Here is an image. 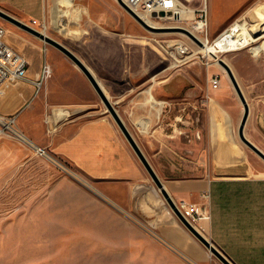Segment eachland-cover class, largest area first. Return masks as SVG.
<instances>
[{
	"label": "rangeland",
	"instance_id": "rangeland-1",
	"mask_svg": "<svg viewBox=\"0 0 264 264\" xmlns=\"http://www.w3.org/2000/svg\"><path fill=\"white\" fill-rule=\"evenodd\" d=\"M190 5L198 7L200 1L193 0ZM206 6L210 41L237 17L244 18L250 31L253 30L252 41L237 50L220 52V58L232 67L249 106L245 135L250 139V135L259 137L258 121L263 109L260 95L264 94V51L258 49V44L264 41V0H206ZM0 9L44 31L74 52L100 81L110 101H115L116 92L125 82L145 83L158 81L165 76L179 82L180 78L187 77L190 92L195 98L205 100L203 123L200 124L201 127L203 125L205 152L189 155L190 170L182 173H201L200 168H192L197 162L206 175L225 172L258 174L264 170V161L238 137L237 127L243 106L229 78H224L225 70L212 64L206 67L196 57L188 58L177 67H170V62L162 60L155 50L164 39H180L191 44L188 36L170 30H146L116 0H58L54 11L58 24L52 21L31 22L19 11L2 4ZM60 19H64L61 25ZM157 21L169 25L166 18H158ZM182 23L180 26L187 28L189 20ZM0 25L6 29L8 44L31 62L37 57L38 61L45 59L49 63L52 73L48 85L58 88L54 94L56 99H68L74 87H81L79 74L92 90L94 105L91 114L95 116L101 110L108 113L83 73L61 51L1 17ZM193 49L197 50L195 47ZM214 67L220 71L217 77L223 78L228 86L221 101L212 100L216 88L211 86L214 75L208 71L214 70ZM84 92L80 94L83 99L88 97ZM37 99L38 96L34 98V104ZM55 109L64 110L63 117L49 123L46 114L43 115L36 105L33 112L41 113V116L28 121L35 138L18 128L17 120L10 124L4 119L8 116H2L4 118L0 120V125L5 127L0 126V264H128L120 260H107L102 256L101 249L110 237H120L122 240L120 235H111L116 232L115 228L140 227L148 231L153 213H145L144 216L142 212L133 210V213H125L119 208V203L124 205L123 186L108 187L116 196L115 200H120L119 203L104 201L102 185L92 183L49 148L36 146V138H47L49 128L82 112L79 107L72 106ZM192 110L190 116L194 122L190 127L194 129L201 120L196 121V109ZM21 133L26 140L22 139ZM228 142L235 143L228 160L231 165L219 168L224 163L225 153H213L228 145ZM39 148L44 152H40ZM215 162L217 167L213 169ZM173 173L181 175V172ZM148 180V187H143L142 192L151 194L156 189L165 211L169 210L187 233L189 243L199 249V252L194 251L198 262L184 256L185 264H222L182 226L150 176ZM202 234L211 240L206 231ZM154 237L161 239L160 236ZM220 245L230 246L227 242ZM225 251L238 263L259 262L264 257V253L258 251Z\"/></svg>",
	"mask_w": 264,
	"mask_h": 264
},
{
	"label": "crops",
	"instance_id": "crops-1",
	"mask_svg": "<svg viewBox=\"0 0 264 264\" xmlns=\"http://www.w3.org/2000/svg\"><path fill=\"white\" fill-rule=\"evenodd\" d=\"M57 1L0 0V4L19 11L31 22L57 23L54 15ZM63 20L60 19L59 25ZM39 61L37 57L33 62L30 61L27 72L29 78H34L40 70L42 59ZM230 68L232 69L231 66ZM51 73L35 96H38L35 104V97L32 98L34 89L30 83H6L0 92V116L15 115L17 127L26 130L35 138L28 124L30 119H39L42 113L46 114L49 123L56 122L63 117L64 110L55 108H80L82 112L79 114L49 128L47 138H36V146L49 148L55 155L82 172L92 183L102 185L104 201L119 203L120 200H115L116 196L108 187L123 186L124 205L117 204L119 208L125 213H133V210L142 212L144 216L145 213H153L148 231H143L140 227L115 228L116 232L111 235H120L122 240L120 237L108 238L105 247L101 249L102 256L112 262L120 260L128 264H185L184 256L198 262L195 252H199V249L189 243L187 233L169 210L165 211L157 190L153 189L151 194L142 192L143 187H148L149 174L114 119L104 110L95 116L91 114L94 105L92 90L84 78L77 74L79 79L81 77V87H74L68 99H56L54 94L58 88L48 85ZM208 73L217 76L220 71L215 68ZM224 78L228 79L225 72ZM187 79L180 78L179 82H174L170 76H165L158 81L145 83L125 82L116 92L115 101L111 102L174 202L183 200L201 203L208 209L209 219L202 224L214 246L232 264H264V257L259 262L254 260L250 263H238L225 251L264 253V170L258 174L225 172L206 175L197 162L192 168H200L201 173H182L190 170L189 155H201L205 152L203 125H200L203 123L205 100L194 97L186 83ZM69 88L72 89L70 86ZM227 90L226 81L220 78L212 100L221 101ZM82 92L87 93L88 97L83 99L80 95ZM260 98L263 101L258 121L260 136L250 135L251 139L246 136L264 151V94ZM36 105L41 109L40 114L33 112ZM192 108L196 109V121L201 120L194 129V118L190 116L193 113ZM233 146L234 142H228V145L214 151L215 155L217 152L225 153L224 163L219 168L231 165L228 160L231 158ZM216 165V162L213 163L212 168L216 169ZM173 172H181V175H174ZM122 217L125 218V215ZM154 235L161 239L157 240ZM225 242L230 246L220 245Z\"/></svg>",
	"mask_w": 264,
	"mask_h": 264
},
{
	"label": "built area",
	"instance_id": "built-area-1",
	"mask_svg": "<svg viewBox=\"0 0 264 264\" xmlns=\"http://www.w3.org/2000/svg\"><path fill=\"white\" fill-rule=\"evenodd\" d=\"M124 1L137 14L140 13L156 22H159L157 21L158 18H166L169 21V25L164 23L151 24L147 22L151 26L174 27L183 25L182 22L189 20L187 29L198 38V40L201 42V45L203 44V41L208 42L210 40L207 31L208 17L206 0H199L200 5L198 7H193L190 5L193 0ZM184 7L192 10V17L180 15L182 8ZM247 27H249L248 22L242 17H237L232 20V22L229 23L227 27L222 29L213 39L227 35L228 33H234V36H236L241 34V32L244 30L246 31ZM5 37L6 29L0 25V92L3 90L6 83L10 81H21L30 83L33 86V98L42 88L45 79L51 72V67L45 59H42L40 70L35 74L34 78H29L27 73L30 66L29 59L27 56L8 44ZM189 40L191 44L180 39H164L158 46L155 47V50L161 55L162 60L170 62V67H177L190 57L198 58L200 62H202V64L206 67H209V65L213 64L214 61H217L214 55L205 53L203 50H201V45L197 44L190 38ZM193 47L197 48V50H194ZM218 84L219 78L214 75L211 79V86L216 88ZM14 118L15 115H10L4 119L10 124L14 122ZM39 151L44 152L41 148H39ZM176 205L182 216L200 233L205 231V227L202 222L209 219V211L203 204L191 203L181 200L177 202Z\"/></svg>",
	"mask_w": 264,
	"mask_h": 264
},
{
	"label": "water",
	"instance_id": "water-1",
	"mask_svg": "<svg viewBox=\"0 0 264 264\" xmlns=\"http://www.w3.org/2000/svg\"><path fill=\"white\" fill-rule=\"evenodd\" d=\"M118 4L143 28L149 31H179L186 36H188L191 40L195 41L197 44L201 45V42L198 38L190 32L187 28L180 27V26H172V27H157L149 25L143 18H141L134 10H132L124 0H116ZM162 14V13H161ZM155 15V14H153ZM0 17L7 20L8 22L22 28L23 30L31 33L32 35L38 37L45 43L54 46L56 49L61 51L65 56H67L73 64L83 73L86 77L96 94L101 99L102 103L106 107V110L114 119L116 124L118 125L119 129L121 130L122 134L130 144L131 148L133 149L134 153L148 172L150 178L160 191L161 195L167 202L168 206L172 210V212L177 217L178 221L186 228L188 232L192 236H194L211 254H213L222 264H232V262L219 250L217 249L214 244L207 239L202 233H200L192 224H190L180 213L176 203L164 187L162 181L150 165L149 161L137 145L136 141L132 137L131 133L119 117L118 113L116 112L112 102L110 101L109 97L106 95L104 88L102 87L100 81L96 78L94 73L91 69L70 49H68L65 45L61 42L57 41L56 39L44 34L42 31L35 29L34 27L22 22L21 20L13 17L12 15L8 14L7 12L0 9ZM214 57L217 59L218 64L226 71L228 78L234 88L240 102L243 106L242 116L240 118L238 127H237V134L239 139L248 147L250 148L256 155H258L264 161V151L261 150L256 144H254L247 136L245 135L244 129L245 124L249 114V106L246 101V98L242 92V89L236 79L232 69L230 68L229 64L226 63L222 58H217L215 55Z\"/></svg>",
	"mask_w": 264,
	"mask_h": 264
},
{
	"label": "bare ground",
	"instance_id": "bare-ground-1",
	"mask_svg": "<svg viewBox=\"0 0 264 264\" xmlns=\"http://www.w3.org/2000/svg\"><path fill=\"white\" fill-rule=\"evenodd\" d=\"M138 15L141 18L143 17L144 20L146 22H148V23L160 24L159 22L153 21V20L143 16L140 13ZM180 15L181 16L192 17L193 12H192V10L187 9V8L184 7V8H182V11H181ZM252 31H253L252 29L250 31V29L247 27L246 31L244 30L243 32H241V34H238L236 36H234V33H228L227 35H223L221 37H217V38H215V39H213L211 41L209 40L208 42L203 41V44L200 46V49L203 50L205 53H209L211 55L217 56V58H220V56H221L220 52H227V51L237 50V49L247 45L250 41H252L253 40L252 33H251ZM172 32H179V31H172ZM179 33H181V32H179ZM44 34H46V33H44ZM258 49L259 50L261 49V50L264 51V41L258 44ZM213 64H216V65L220 66L217 61H214ZM0 120L1 121L3 120L2 116H0ZM0 126L5 128L3 125H0ZM21 136H22V139L26 140L22 133H21Z\"/></svg>",
	"mask_w": 264,
	"mask_h": 264
}]
</instances>
